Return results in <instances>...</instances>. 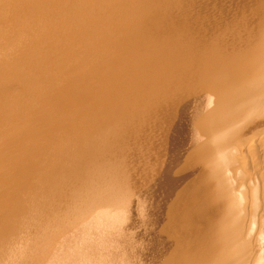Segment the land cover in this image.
<instances>
[{"label":"bare ground","instance_id":"1","mask_svg":"<svg viewBox=\"0 0 264 264\" xmlns=\"http://www.w3.org/2000/svg\"><path fill=\"white\" fill-rule=\"evenodd\" d=\"M0 264H264V0H0Z\"/></svg>","mask_w":264,"mask_h":264},{"label":"rangeland","instance_id":"2","mask_svg":"<svg viewBox=\"0 0 264 264\" xmlns=\"http://www.w3.org/2000/svg\"><path fill=\"white\" fill-rule=\"evenodd\" d=\"M112 83H113V85H116V84H114V82H112ZM112 83H110V84L112 85ZM105 84H106V83H105ZM106 85H107V84H106ZM113 85H112V86H113ZM112 86H108V87H111V88H112ZM108 87H107V88H108ZM116 87H117V85H116ZM116 87H113V89H114V88H115V89H114V90H113V89L111 90V91H113V94H114V91H116V92H120V91H121V90L119 91L118 89H116ZM117 88H119V87H117ZM117 90H118V91H117ZM109 91H110V90H109ZM116 92H115V93H116ZM121 93H122V92H121ZM113 94H112V95H113ZM116 95H117V94H115L114 96L117 97ZM119 95H120V93H119ZM119 97H120V96H119ZM119 97H118V98H119ZM118 98H117V100H118ZM83 103H84V102H83ZM83 103L80 102V106L83 105ZM77 104H78V103H77ZM76 106H77V109H80L81 111H85V110H83V108H86V107H87V106H85V107H78V105H76ZM83 106H84V105H83ZM119 106L122 107L121 105H119ZM119 106H118V107H119ZM116 107H117V106H116ZM73 108H74V107H73ZM73 108L70 107V110H69V111H71V109H72V111H71L72 113H73V110H75V109H73ZM75 108H76V107H75ZM77 109H76V111H77ZM86 109H87V108H86ZM88 109H89V107H88ZM88 109H87V110H88ZM80 110H78V112H79ZM69 111L67 110V112H69ZM71 112L69 113L70 115L67 113V115L71 116V117H69V118H72V117H74V116H77V115H74V114H73V116H72ZM74 112H75V111H74ZM88 117H89V116H88ZM88 117H86V118H88ZM86 118H84V119H85L84 122L86 121ZM72 119H74V118H72ZM81 119H82V118H81ZM81 119H80V121H77L78 119H77V120L74 119V122L76 121L77 124L80 123V122H83V121H81ZM82 120H83V119H82ZM89 120H91V119L88 118V120L86 121V124H87V122H88ZM99 120H101V119H99ZM99 120H98V121H99ZM102 121H103V120H101V122H102ZM74 122H73V123H74ZM103 122H104V121H103ZM89 123H92V121H90ZM104 124H105V126H106V123H105V122H104ZM79 125H81V123H80ZM82 126H84V125H82ZM88 126H89V125H88ZM100 126L103 128V130L105 129V126L103 125V126H104V127H103L102 124L99 123L98 127H100ZM82 128H84V127H82ZM85 128H88V127H85ZM89 128H90V127H89ZM89 128H88V129H89ZM106 128H107V127H106ZM60 130H61V129H60ZM60 130H58V134L61 133ZM63 130H64V129H63ZM61 131H62V130H61ZM62 132H63V131H62ZM102 132H103V131H102ZM98 133H99V132H98ZM111 133H112V132H111ZM95 134H96V132H95ZM103 134H104V133H103ZM112 134H115V133H112ZM112 134H111V135H112ZM98 135H99V134H96L95 137L97 136V138H98ZM111 135H110V136H111ZM99 136H100V135H99ZM105 136H106V135H105ZM105 136L102 135V137H101V140H102V141H101L100 146H94L95 143L92 142V141L94 140L93 138H92V139H93L92 141L90 140V142L93 143V146H94L95 148H94L93 146H91L92 143H89V142H88L89 144H91L90 146L93 147V149H94V150H93V149L89 148L90 151L92 150L91 152H92L93 156L95 155V157H96V150H97V152H98L99 149L102 147V144L105 143V141H104V140H105V139H104ZM110 136H109V137H110ZM93 137H94V136H93ZM95 137H94V138H95ZM111 137H112V139H110ZM111 137L109 138V141H110V140H113V136H111ZM106 138H108V137H106ZM97 140H98V139H97ZM95 141H96V140H95ZM98 141H100V137H99V140H98ZM55 143H56V142H55ZM83 144H85V142H84ZM97 144H98V143H96V145H97ZM98 145H99V144H98ZM84 146L86 147V145H84ZM84 146L82 145V147H80V149L82 148L81 150H83V149L85 148ZM83 147H84V148H83ZM99 147H100V148H99ZM98 148H99V149H98ZM89 149L87 148L86 150H89ZM95 149H96V150H95ZM81 150H80V153H81V154H82V152H84V151H85L84 153H86V154L82 155L83 158H84L85 155L87 156V153L89 152V153H88V156H89V157H88V156H87V157L85 156V158H84V159L87 161V164H86V161L84 160V161H85V162H84L85 164L82 163V165L84 164L83 166L86 165V167H89V168H90V166H92L91 164L93 163V162H91L92 159H93V161H94V160L97 159V158H95V157L92 158V155H90V154H91L90 151L86 152V150L84 149V150L81 152ZM77 151H79V149H78ZM101 151H102V149H101ZM93 152H94V153H93ZM99 152H100V151H99ZM99 152H98V154H97V157H101V155H103V154L105 153V152H104V153L100 154L101 152H100V153H99ZM45 154H47V152H46ZM78 155H79V153H78ZM98 155H99V156H98ZM40 156H41V159H42V161L44 162V164L47 165V162L45 161L46 158L44 157V154H43V155H42V154H39V157H40ZM48 156H49V154H48ZM106 156H107V158H109V156L105 154L104 157H106ZM43 157H44V158H43ZM86 158H88L89 160H87ZM91 158H92V159H91ZM94 158H95V159H94ZM107 158H106V159H107ZM98 159H103V158H98ZM110 159H111V157H110ZM110 159H108V161H109ZM38 160H40V159H38ZM90 160H91V161H90ZM103 160H104V162H106L105 159H103ZM103 160H102V162H101V160H99L98 163H99L100 165L96 164V165H98L96 169H98V167L101 166V165L103 164ZM88 161L91 162V163L89 162V163H90L89 166H88V164H89ZM95 161H97V160H95ZM95 161H94V163H95ZM39 162H40V161H39ZM100 162H101V163H100ZM109 162H111V161H109ZM109 162L106 163V166H108V167L104 166V165H105V164H104V165H103V168H104V167H106V168H104V169L109 168V170H110V172H111V170L113 169V167H112L113 163L111 162L112 164L110 163V164H111V165H110ZM94 163H93V165H94ZM96 163H97V162H96ZM107 164H109V165L111 166V168H110V166L107 165ZM80 167H81V166H80ZM92 167H93V166H92ZM94 167H96V166H94ZM84 168H85V167H84ZM84 168H83V169H84ZM100 168H102V167H100ZM103 168H102V169H103ZM80 169H81V168H80ZM83 169L80 170V171H84ZM86 169H87V168H86ZM86 169H85V171H87L88 175L90 174V177H91V172H92V171H93V172H92V174H93L92 176L95 175L94 173L97 174V170H91V169H95V168H90V170H88V169L86 170ZM102 169H101V170H102ZM101 170L99 169L98 171L100 172ZM109 170H108V171H106V170H102V171H105V173H107V172H109ZM57 171H58V169H57ZM85 171H84L83 173H85ZM89 171H91V172H89ZM94 171H96V172H94ZM78 172H79V171H78ZM99 172H98V173H99ZM112 172H113V171H112ZM103 173H104V172H102V174H103ZM128 173H129V172H128ZM128 173H127V174H128ZM134 173H135V172H134ZM78 174L81 175V172L78 173ZM78 174H77L76 176L73 175V177L75 178V179L73 178L74 180H76V178L78 177ZM85 174H86V173H85ZM85 174H83V175H85ZM100 174H101V173H99L98 176H100ZM109 174H110V173H107V174H105V175L103 174V175H104V176H107V175H109ZM129 174H130V173H129ZM131 174H133V173H131ZM88 175L86 174V176H88ZM103 175H102V176H103ZM124 175H125V174H124ZM124 175H123V176H124ZM95 176H96V175H95ZM95 176H94V177H95ZM98 176H97V177H98ZM120 176H121V175H120ZM120 176L118 175V178H120V179H124V178L126 177V176H125V177L122 178V176H121V177H120ZM129 176H131V175H128V178H126V179L131 178V180H132V179L135 177V176H133V175H132L133 177H129ZM79 177H80V176H79ZM90 177L87 178V179H91V181H94V179H92V178H94V177H91V178H90ZM100 177H101V176H100ZM107 177H108V176H107ZM109 177H110V176H109ZM109 177H108V179H109ZM71 178H72V177H71ZM78 179H80V180L85 179V180H82L81 183H83V181H84L83 184H86V182H85V181H87V180H86V177H80V178H77V181H75V182H73L74 180H73V181L71 180V181H72L73 183H76V182H79V181H80V180H78ZM102 179H103V178H102ZM104 179H105V178H104ZM104 179H103V181H105ZM106 179H107V178H106ZM126 179H125V182H122V183H128V182H130V184H131L132 181H129V180H126ZM136 179H137V178H136ZM138 179H140V178L138 177ZM95 180H96V178H95ZM100 180H101V178L99 179V181H100ZM134 180H135V178H134ZM134 180H133V181H134ZM71 181H70V180H68V181H63V182H66V184L64 185L63 182H62L63 186H62L61 188H62L63 190L66 189V188H67L66 185H69V186L72 185L71 187L76 188V187L72 184ZM97 181H98V180H97ZM107 181H108V180H107ZM107 181H105V182H107ZM136 181L139 182V183H136ZM136 181L134 182V184H133V182H132V185L135 186V185H137V184H138V185L140 184V180H139V181L136 180ZM68 182H69V184H68ZM70 183H71V185H70ZM91 183H92V182H91ZM95 183H96V181L94 182V185H95ZM97 183H98V182H97ZM100 183H101V181H100ZM78 184H80V182H79ZM83 184H80L78 187H81V185H83ZM87 184H89L88 181H87ZM130 184L128 183V185H127V184H124V185L127 186L126 188H130V187H131ZM75 185H76V184H75ZM90 185H91V184H90ZM122 185H123V184H122ZM124 185H123V186H124ZM64 186H65V188H64ZM76 186H77V185H76ZM83 186H84V185H83ZM83 186H82V187H83ZM88 186H89V185H88ZM134 186H132V187H134ZM59 187H60V186H59ZM78 187H77V188H78ZM82 187H81V188H82ZM124 187H125V186H124ZM68 188H69V191H68V192H69V195H71L70 193H71V192L73 193V191H75L76 194H77L78 191H79V192H82L84 195L81 194V193H79L80 195H82L81 197L85 196L86 193H87V192H86L87 190H85V192H83L84 189H83V191H82V190H80V189H78V190L75 189V190H74V188H72V189H73V191H72V189H71L70 187H68ZM84 188L86 189L87 186H86V187L84 186ZM87 189H88V188H87ZM132 189H133L134 191H135V190H136V191L139 190V188L136 189V187H134V188H132ZM132 189H130L131 193L133 192ZM63 190H61V192H62ZM66 190H67V189H66ZM143 190H144V189H143ZM59 191H60V190H59ZM64 191H65V190H64ZM136 191H135V192H136ZM61 192H60V193H61ZM65 192L67 193V191H65ZM88 192H89V190H88ZM135 192H133V196H134V197H132V198L134 199V198L137 197V199H136L137 204H138V202H142V201L145 203L146 201H144V200H146V199L142 200L143 198L141 197L142 193L145 194V193H144L145 191H142V193H141V190H140V192H137L138 194H137V193L135 194ZM139 193H141V194H139ZM67 194H68V193H67ZM73 194H74V193H73ZM76 194H74V195H76ZM61 195H62V196H60V197H61V198L63 197V199H64V196H65V195H64V194H61ZM77 195H78V194H77ZM138 195H140V197H139ZM71 196H73V195H71ZM131 196H132V194H131ZM131 196L129 197V199L126 198V201H127V199L130 201ZM143 196H144V195H143ZM53 197H54V196H53ZM56 197L59 198V196H56ZM65 197L67 198V197H69V196L67 195V196H65ZM73 197H76V196H73ZM73 197H69V198L71 199V198H73ZM51 198H52V197H51ZM58 198H57V200H56V198L54 197V198L50 199V201H52L53 199L56 200V201H58L59 199H61V198H59V199H58ZM69 198H67V199H69ZM132 198H131V201H130V202L133 204L135 200H132ZM140 198H142V199L140 200ZM144 198H145V197H144ZM73 199H74V198H73ZM73 199H71V200H73ZM138 199H139L140 201H139ZM64 200H66V199H64ZM71 200H70V201H71ZM62 201H63V200H62ZM66 201H67V200H66ZM66 201H65V202L63 201V202H62V204H63V205H62L63 210L66 208V207L64 206L65 203H67ZM70 201H68V202H70ZM74 201H75V200H74ZM59 202H60V200H59ZM59 202H58L57 204H59ZM53 203H54V201H53ZM55 203H56V202H55ZM55 203H54V205H51L52 202L49 203V204H50V207H51V206H52V207H53V206H56ZM60 203H61V202H60ZM131 203H130V204H131ZM72 204H73L72 202L70 203V205H68V203H67L66 206H68V207L66 208V210H64V212H59V210L61 211V209H62V207H60L61 205H58V209H59V210L57 209V207H54V208H56V211H58V212H57V213H58L57 218H59L58 220H61V218H60L59 216L66 215V214H69V212H71V210H72L71 205H72ZM74 204H76V201H75ZM127 204H128V205H130V204H129V203H125V206H126V208L128 207L127 209H128V211H129V209L132 207V204L130 205L131 207H130V206H127ZM137 204H136V202H135V206L133 205L134 207L131 208L133 211H134L135 209H137L135 212L138 211V208H139V206H140V205H139L140 203H139V204H138L139 206L136 207ZM76 205H77V204H76ZM54 208H52V209L55 210ZM60 208H61V209H60ZM133 208H134V209H133ZM67 209H68V211H67ZM127 209H125V210H126L125 213H126V215H130L129 217L131 218V217H132L131 214H132L133 212H132L131 209H130V213L132 212V213L130 214V213L127 211ZM53 210H52V211H53ZM56 211H53V212H56ZM66 212H67V213H66ZM135 212H134V213H135ZM60 213H61V215H59ZM63 213H64V214H63ZM45 215H46V213H45ZM55 216H56V213H55ZM137 216H138V215H137L136 213H135V216H134V214H133V217L131 218V220H134ZM127 217H128V216H127ZM134 217H135V218H134ZM63 218H65V217H63ZM130 218H129V222L126 223L129 227L126 226V228H127V229L129 228L128 230H131V229H132L131 231H134V232L137 233V231H140V228H142V227H141V226H138L139 224H135L134 221H133V222H134V224H133V222L130 220ZM133 218H134V219H133ZM136 219H138V218H136ZM138 220H140V219H138ZM138 220H136V223L139 222ZM61 221L64 222V219H62ZM130 221H131L132 223H131ZM131 224H133V225H131ZM130 225H131V227H133V228H134L135 226H138V227H140V228L137 229V230H136V229L133 230V228H130ZM138 227H136V228H138ZM32 229H33V228H32ZM32 229H31L30 231H32ZM141 232H142V234L144 233V231H140L139 233L141 234ZM139 233H137V234H139ZM34 234H35V233H34ZM140 234H139V235H140Z\"/></svg>","mask_w":264,"mask_h":264}]
</instances>
